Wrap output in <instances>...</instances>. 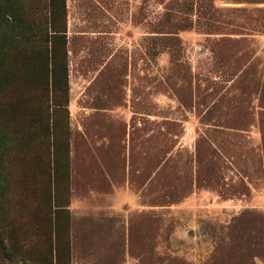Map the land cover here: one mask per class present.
Listing matches in <instances>:
<instances>
[{"label":"rangeland","instance_id":"rangeland-1","mask_svg":"<svg viewBox=\"0 0 264 264\" xmlns=\"http://www.w3.org/2000/svg\"><path fill=\"white\" fill-rule=\"evenodd\" d=\"M0 0V264H264V0Z\"/></svg>","mask_w":264,"mask_h":264},{"label":"trees","instance_id":"trees-1","mask_svg":"<svg viewBox=\"0 0 264 264\" xmlns=\"http://www.w3.org/2000/svg\"><path fill=\"white\" fill-rule=\"evenodd\" d=\"M54 4H57V8H63V1L62 0H54Z\"/></svg>","mask_w":264,"mask_h":264}]
</instances>
